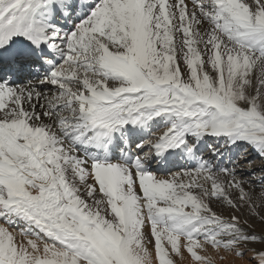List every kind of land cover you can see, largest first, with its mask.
<instances>
[{
	"label": "snow or ice",
	"instance_id": "6c2138e0",
	"mask_svg": "<svg viewBox=\"0 0 264 264\" xmlns=\"http://www.w3.org/2000/svg\"><path fill=\"white\" fill-rule=\"evenodd\" d=\"M218 260L264 264V0H0V264Z\"/></svg>",
	"mask_w": 264,
	"mask_h": 264
},
{
	"label": "rangeland",
	"instance_id": "374dc122",
	"mask_svg": "<svg viewBox=\"0 0 264 264\" xmlns=\"http://www.w3.org/2000/svg\"><path fill=\"white\" fill-rule=\"evenodd\" d=\"M257 230H259V229H257ZM217 263L221 264V262L219 260L217 261ZM224 264H230V262H224Z\"/></svg>",
	"mask_w": 264,
	"mask_h": 264
},
{
	"label": "bare ground",
	"instance_id": "6f19581e",
	"mask_svg": "<svg viewBox=\"0 0 264 264\" xmlns=\"http://www.w3.org/2000/svg\"><path fill=\"white\" fill-rule=\"evenodd\" d=\"M218 264V263H217Z\"/></svg>",
	"mask_w": 264,
	"mask_h": 264
}]
</instances>
